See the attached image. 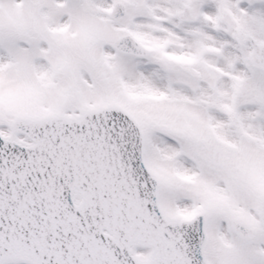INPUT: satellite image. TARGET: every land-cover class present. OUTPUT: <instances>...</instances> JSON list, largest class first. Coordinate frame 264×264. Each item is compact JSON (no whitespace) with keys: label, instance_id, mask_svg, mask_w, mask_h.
<instances>
[{"label":"snow or ice","instance_id":"1","mask_svg":"<svg viewBox=\"0 0 264 264\" xmlns=\"http://www.w3.org/2000/svg\"><path fill=\"white\" fill-rule=\"evenodd\" d=\"M0 264H264V0H0Z\"/></svg>","mask_w":264,"mask_h":264}]
</instances>
